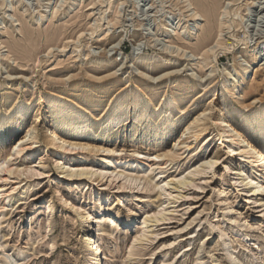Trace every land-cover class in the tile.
<instances>
[{
	"label": "rangeland",
	"instance_id": "1",
	"mask_svg": "<svg viewBox=\"0 0 264 264\" xmlns=\"http://www.w3.org/2000/svg\"><path fill=\"white\" fill-rule=\"evenodd\" d=\"M191 1L193 5H188L186 0H76L74 3L71 0H0V117L6 119L7 109L13 106L27 105L25 114L30 118L37 117L35 125L40 132L37 143L32 144L35 153L14 159L12 163L19 167H33L42 160L44 164L36 167L39 172L35 174L8 173V180L0 182L4 196L12 188L13 194H21L10 203L7 200V207L0 212L3 222L0 226V264L5 250L10 254L6 258H18V264L91 263V251L82 238L83 220L76 214L75 208L61 200L62 196L76 206L91 210L94 215L102 214L93 211L101 204L104 214L109 209L111 213L124 215L118 225H107L103 219L105 228L114 232L110 236L104 233L102 240L99 239L107 253L110 252V259H104V264H194L198 249L205 240L207 247L211 248V252L203 254L205 264H211L213 257L220 258V264H230L229 256L222 249L228 237L226 234L231 235L228 240L232 251L242 263L264 264V214L253 200L247 199L244 190L231 185L233 174L222 170L227 156L223 155L213 170L199 168V174H190L201 161L214 156L220 145L214 127L210 126L207 131L209 138L201 137L200 141L194 142V147L178 157V163L173 162L170 166L158 165L165 159L146 156L145 153L151 146H165V141L169 144L173 137L168 135L158 140L152 131L145 129L148 122L144 126L139 125L133 136L131 125L141 114L139 111L129 113L126 120L123 116L113 121H107V118L99 121L90 119L94 127L104 129L94 134L88 131L85 135L93 143L116 149L108 163L102 162L106 152L90 151L91 148L78 149V153L70 159L71 151L47 146L42 138L40 128L46 125L50 114L47 98L57 93L63 95L59 104L75 100L81 106L78 107V125L89 121L85 116L92 108L103 110V103L100 105L103 101L114 109L127 104L134 95H142L137 85L143 84V80L139 82V77L136 76L135 80L132 75L141 70L138 62L143 56H148L145 61L150 63L160 62L150 74L158 77L150 83L151 90L158 82L166 83L163 88L157 87L166 96L189 85L184 81L188 74H191L190 78L195 73L198 75L197 81L190 84L194 87L201 75L204 76L202 82L209 79L215 81L204 95L198 96L193 92L182 105H177L183 109L174 112L173 122L166 125L174 129L185 122L194 106H205L216 91V83L223 79L222 68L233 62L235 57L244 55L245 45L256 47L258 70L264 67V0H254L253 3V0H215L219 3L218 7L203 11V18L196 22L194 29L185 31L190 10L198 2ZM210 1L213 0H203V3L208 5ZM10 3L15 5V10L6 12ZM196 30L198 34L193 33ZM237 37L243 40L237 41ZM218 40L233 42L234 48L229 53L220 54L218 63H211L206 68L203 60L207 50ZM177 45L185 47V50H178ZM104 52H107L110 61L109 65L101 66L99 60ZM7 56L9 60L5 59ZM162 57L174 60L171 63L162 62ZM192 60L199 63L194 71L190 70ZM214 65L211 71L210 67ZM257 67L250 73L249 84L242 92L243 104L252 111L264 108V72L257 71ZM170 74L174 76L173 80L177 78L180 82L175 91L167 83ZM139 98L143 101V96ZM153 98L151 104L144 101L147 105L145 110L150 114L153 113L150 107L161 102L160 94H155ZM40 104L44 109L37 113ZM128 107L131 105L128 104ZM67 112L73 113V110ZM11 117L21 118V115L13 114ZM50 122L53 119L50 118ZM72 122L68 120L62 124L61 131L64 132V127ZM13 126L10 123L7 128ZM15 127L17 131L8 132L0 143V156L8 152L12 139L23 136L27 130L22 119ZM77 133L81 131L76 129L73 132ZM136 147L140 154L134 153ZM220 152L223 154L225 151L221 148ZM121 158L126 162L118 163ZM113 162L120 164L116 171L123 168H132V172L146 169L154 177L153 184L159 185L151 188L144 182L145 187L143 184L137 187L124 184L123 177H118L112 184L110 174L101 181H81L67 177L66 173L59 174L60 167L63 172L70 167L112 169ZM154 162L158 164L151 167ZM234 164L242 166L240 155H235ZM191 165L194 167L188 169ZM251 170L255 172L256 168ZM4 174L0 172V175ZM169 174L177 175L179 179L195 175L196 184L176 189L175 185L162 181ZM221 190H224L223 196ZM2 201L3 198H0V203ZM230 201H233L232 212L227 204ZM128 208L131 209L130 214L139 215L144 211L153 214L160 210L168 219L155 223L149 228L147 238L133 244L141 222L138 218L129 222ZM47 209H52L51 215L46 214ZM237 217L238 226L245 221L252 225L249 237L244 235L245 228L232 225V220ZM92 228L90 233L98 239V223L94 222ZM239 229L244 231L243 234L237 233ZM48 230L47 236L45 233ZM19 251L23 253L20 255Z\"/></svg>",
	"mask_w": 264,
	"mask_h": 264
},
{
	"label": "bare ground",
	"instance_id": "2",
	"mask_svg": "<svg viewBox=\"0 0 264 264\" xmlns=\"http://www.w3.org/2000/svg\"><path fill=\"white\" fill-rule=\"evenodd\" d=\"M75 1L76 0H71V3H74ZM186 2L188 3V5H193L191 0H186ZM253 2L254 0L252 1V3ZM218 4V1L215 0L208 2V5L203 3V0H198L197 5L193 6L190 10V19L187 20V25L184 26V30L187 31L194 29V25L196 24V22L203 18V11L207 9H216L218 7ZM6 7V12L15 10V5L13 3L8 4ZM226 11L227 13L231 12H229L228 10ZM193 33L198 34V31H193ZM236 40L241 41L243 39L241 37H237ZM1 44L2 43L0 42V45ZM176 47L178 50H185V47H181L180 45H177ZM233 48V42L223 43L218 40L216 45L209 47V49L207 50V55L203 60L204 67L207 68V66H210L211 63L217 64L219 61V55L222 53H229ZM198 51L200 52L201 50ZM210 52L211 56L209 55ZM244 52V55H241L239 58L235 57L233 62L224 65V67L222 68L223 79L216 83V91L207 100L205 106H194V108H192L188 113L186 119L187 121L184 120L185 122L176 129L166 125L168 124V122L170 125L173 122V118L175 116L174 114L178 113L180 110L183 109L181 107H178L177 105H182V103L186 101V98L190 96L193 92L197 93L198 96L204 95L208 88H211L215 84V81L209 79L202 82V78H204V76L201 75L199 76V81L196 84L197 86L194 87L190 84H192L194 81H197L198 75L197 73H195L192 78H190L191 74H188L184 81L189 85L185 86L180 91L172 93L170 96H166L165 92H162L157 89V87L159 86L163 88L162 86H164L166 83L164 84L158 82L155 84L156 86L154 90H151L152 85L150 83H152L158 77H155L150 74H153L152 71L154 70L155 65L160 62L154 61L150 63L148 61H145V59H148V56H143L142 61L138 62V64L141 66V70H138L139 73L137 75H132L133 79L138 76L139 82L143 80V84L137 85V88H139L138 90L142 95H134L133 98L129 101L130 103L128 102L127 104L114 109H111L109 107V104H106L105 101H103L100 105H102L103 103L102 106L105 108L103 110H100L98 107L92 108L89 112L90 114L85 116L87 119H89V121H86L81 125L77 124L78 120L80 119V110L78 109V107L81 106L75 100H70V102L59 104V99L63 96L59 93L47 98V102L50 106V114L47 121L45 122L46 125H44L43 127L41 126L40 128L42 131L41 134L43 141L47 146L62 148L66 151H71V154L69 155L71 157L70 159H72V157L78 153V149L91 148L90 151L106 152L105 156L102 157V162L108 163L110 155L116 152V149L111 148L105 144L93 143L92 139L85 135V133L88 131H91V134H94L100 129H104L101 126L94 127L93 124L90 123V119H93L94 121H99L102 118H107V121H113L116 118L123 116V118H125L126 120L127 116H129V113H131L132 111H139L141 112V114L139 115L135 123L131 125L133 136L137 133L138 127H140L139 125H143L144 123L148 122V126L145 127V129L152 131L158 140L164 137H168V135L173 137L169 144L168 141H165V146L158 145L159 147L155 146L156 148H152L151 146V149H149V151L147 150L148 152L145 153L146 156H153L157 159H165L163 163H152L150 165L151 167L155 164H169L170 166L173 162L177 161L178 157H181L187 151L191 150L194 147V142H198L201 137H204L206 139L209 138L210 134H208L207 131L208 129H210L211 126L212 128L214 127V131L216 132V136L220 141V145L216 148L214 156H212L210 159L204 161L198 160V162L201 161V163L198 164L197 168L194 167V165L189 166L188 169L194 167V169L190 171V174H199V168H202L201 170L215 169L218 162H220L222 156L226 155L227 158L223 162L222 170L223 172L233 174V177H231L233 181L231 182V185L235 188H240L244 190L247 194V199L249 201L253 200V202H255L258 207L261 208L260 210L264 214V108L252 111L251 109H247V106L244 105L242 102V92L249 84L251 78L250 73L256 69L257 65H259L257 64L258 52H256V47H251L247 45L244 46ZM192 54L195 53L192 52ZM100 57L101 58L99 60V64L101 66L109 65L110 58H108L107 52L101 54ZM5 59L9 60L10 58L7 56ZM172 60L174 59L162 57L160 61L171 63L173 62ZM191 63L192 67L190 68V70L194 71L198 67L199 63L196 60ZM214 67L215 65L210 67L212 68L211 71H213ZM260 69L264 72V67ZM261 70H258L257 67V71ZM262 75L264 77V74ZM260 76L261 75H259V77ZM161 77L162 76H160V78ZM173 78L174 76H171V74L168 75L169 81H167V83H170L171 88L173 89V91H175L176 88H178L180 82L177 80V78L174 80ZM198 86H202L203 89L200 90ZM155 94L161 95V102H157L156 106L150 107V109H153V113L150 114L145 110L147 105L144 103V101H147L148 104H151L154 100L153 97ZM140 96H143V101L140 100ZM27 98H29V102H32L30 96H27ZM164 101H167V103L164 104ZM128 104L131 105L130 108L128 107ZM171 106L177 107H175L174 109H170ZM26 109L27 105L19 107L13 106L10 109H7L8 115L6 119H2L0 117V143L5 140V136L8 132L14 133L17 131L15 125L18 124L19 119L25 120V125L27 127V130L24 135L19 138L12 139V144L10 145L8 152H6V154H4L3 156H0V172L5 173L4 175H0L1 183L3 181L8 180L9 177H6V174L8 173L9 175L16 173L25 174L26 172L35 174L36 172H39L38 168L36 167L44 165L42 163V160H40L39 162L35 161L38 162L36 164L38 166L33 167L28 165L19 167V165H16V163H12V160L14 159L17 160L18 158L23 157L25 155L30 156V154H34L36 150L33 149L32 144L37 143V140L40 138L38 126L35 125L37 117H32L33 119L28 117L25 114ZM43 109V104H40L37 113H41ZM67 110H73V113L67 112ZM13 114H17V116L21 115V118L11 117ZM50 118L53 119V122H50ZM68 120H72L73 122L68 123L64 127V132L61 131L60 126L62 124H65ZM182 120L183 119H181V121ZM10 123H13L14 126L12 128H7L8 124ZM76 129L78 131H81V133H77V135L73 134ZM143 137H145V134H143ZM28 140H31V142H27ZM258 142L259 144H263L257 145L256 143ZM221 148H223L225 151L223 154H221L220 152ZM134 153L140 154L141 151L138 150L136 147ZM236 154L242 157V166H236L234 164V157ZM135 161L140 160L136 159ZM117 162L124 163L126 162V160L121 158L118 159ZM112 164V169H106L105 167H91L90 169L86 167H70L67 171L64 172L63 168L60 167L61 171L59 172V174L66 173L67 177L75 178L81 181L84 179H94L96 181H101V179H104L108 176V174H110V182L112 184L115 180H117L118 177H123L125 181L124 184L130 183L136 185L137 187L141 186V184H143L144 187L146 184L147 186H151V188H154L159 185V183L153 184L154 177L148 174L146 169L135 170V172H132V168H123L119 171H116V169L119 167L118 165L120 164H116L114 162ZM251 168H256V171L252 172ZM154 170L155 169H151V171ZM41 174H44V172H42ZM195 175H193L194 177L186 175L182 177V179H179L177 175L169 174L162 181H165L167 185H175L174 188L179 189L183 188L184 186L195 185ZM1 186L2 185L0 184V198H3V201L0 203V212L2 213L4 211L3 209L7 207L6 201L8 200V202L10 203L13 198L20 197L21 194H13L12 192L14 191V188H12L10 190H7L4 196L5 192H3ZM146 188L149 190L148 187ZM220 193L221 196H223L224 190H221ZM180 196L182 197L181 194ZM61 200L64 201L65 204L71 205V207L75 208L76 214L79 216V218L83 220L84 231L82 238L84 240L85 246L88 247V249L91 251L92 260L90 264H104L103 260H108L110 252L108 251L107 253L99 239L102 240V234L104 233L108 236L114 233L113 230L109 231L108 229H106L105 224L107 222V225H118L119 220L124 218V215L119 213H111L109 209L107 210V214H104L102 210V204L99 205L98 209H93V211H95L96 213L100 211L102 214L94 215V212H92L91 210H87L82 206H76L75 204L70 203L69 199L65 196H62ZM227 204L230 207V212H232L233 201L227 202ZM51 210L47 209L46 214L50 213L51 215ZM127 211L129 212H127V219H129L130 223L136 221L137 218L140 220L139 222H141L138 234H135L136 236L133 240V244L147 238L149 228L152 227L155 223L168 219L165 215L162 214L160 210L153 214H150L149 211H144L141 212V215H139L138 213L130 214V208H128ZM103 219L106 220L104 224ZM234 221L235 223H233ZM94 222L98 223V232L100 234V237L98 239H95L94 234L90 233L93 230L92 226ZM237 222L238 217L232 220V225L239 228H245L246 232L244 233V235H247L249 237L253 231L252 225L245 221L238 226ZM2 223L3 222H1L0 219V226L2 225ZM48 227L50 226L48 225ZM49 231L50 230L45 233L47 236ZM243 232L244 231L241 229L237 230V233L243 234ZM39 233L41 234V232ZM226 236L228 237L224 240L225 245H223L222 249L223 252L229 256L230 264H244L240 261L238 255H236L232 251L230 240H228L229 238H231V235L226 234ZM132 247L134 248V246ZM205 252H211V248L207 247V240L203 241L202 245L199 247L194 264H205L203 261V254ZM18 253L21 255L23 251H19ZM3 255L4 258L2 260V264H18V258L13 260H8V258H6V256L8 255L10 256L8 251L5 250ZM211 264H220V258L213 257V261Z\"/></svg>",
	"mask_w": 264,
	"mask_h": 264
},
{
	"label": "snow or ice",
	"instance_id": "3",
	"mask_svg": "<svg viewBox=\"0 0 264 264\" xmlns=\"http://www.w3.org/2000/svg\"><path fill=\"white\" fill-rule=\"evenodd\" d=\"M85 150H87V149H85ZM233 223H235V221Z\"/></svg>",
	"mask_w": 264,
	"mask_h": 264
}]
</instances>
